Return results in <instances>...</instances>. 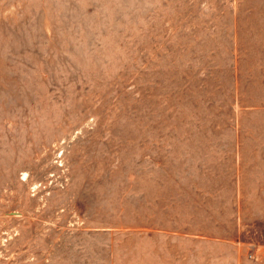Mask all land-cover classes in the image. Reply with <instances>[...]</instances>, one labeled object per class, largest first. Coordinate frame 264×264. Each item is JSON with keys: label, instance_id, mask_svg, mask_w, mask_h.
Segmentation results:
<instances>
[{"label": "rangeland", "instance_id": "obj_1", "mask_svg": "<svg viewBox=\"0 0 264 264\" xmlns=\"http://www.w3.org/2000/svg\"><path fill=\"white\" fill-rule=\"evenodd\" d=\"M0 264H264V0H0Z\"/></svg>", "mask_w": 264, "mask_h": 264}]
</instances>
